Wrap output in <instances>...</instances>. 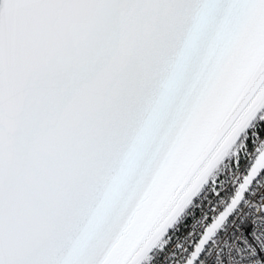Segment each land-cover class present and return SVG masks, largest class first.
<instances>
[{"label": "snow or ice", "instance_id": "obj_1", "mask_svg": "<svg viewBox=\"0 0 264 264\" xmlns=\"http://www.w3.org/2000/svg\"><path fill=\"white\" fill-rule=\"evenodd\" d=\"M246 204L220 264H264V0H0V264H208Z\"/></svg>", "mask_w": 264, "mask_h": 264}, {"label": "built area", "instance_id": "obj_2", "mask_svg": "<svg viewBox=\"0 0 264 264\" xmlns=\"http://www.w3.org/2000/svg\"><path fill=\"white\" fill-rule=\"evenodd\" d=\"M199 209L190 210V216L179 221L173 229L170 230L171 236L166 247L172 248L179 245L177 251H182L184 246L190 244L195 236L192 232L196 229L198 221L192 220V216H198ZM254 213L250 205H244L242 209L232 218L218 234L215 246L208 252L205 257L208 264H220L217 253L224 256L242 249L248 243L247 234L243 230L248 227L253 220ZM153 264H175V260L168 253H158L153 258Z\"/></svg>", "mask_w": 264, "mask_h": 264}]
</instances>
